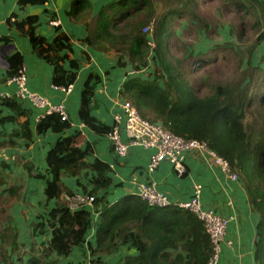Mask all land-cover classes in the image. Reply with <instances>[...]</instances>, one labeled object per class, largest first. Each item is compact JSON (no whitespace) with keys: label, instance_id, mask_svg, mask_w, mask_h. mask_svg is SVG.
<instances>
[{"label":"trees","instance_id":"trees-1","mask_svg":"<svg viewBox=\"0 0 264 264\" xmlns=\"http://www.w3.org/2000/svg\"><path fill=\"white\" fill-rule=\"evenodd\" d=\"M47 1L19 0L18 5L20 8L43 6ZM224 2L239 21L237 27L231 29L237 40L244 45L249 43L251 35L256 37L252 47L246 51L248 58L245 64L259 73L260 82L250 95L218 77L220 59L238 57L237 70L242 63L238 49L231 44L210 46L197 54L188 50L181 59L175 55L174 50L181 42L175 29L177 25L184 26V32L189 36L196 33L198 39L202 35L208 36L209 23L202 17L200 0H110L96 16L90 0H72L67 16L75 24L84 25L87 36L81 42L96 51H114L120 69L132 67L137 75L128 78L122 94L144 118L152 117L151 122L162 124L175 135L206 142L239 174L249 203L259 215L256 263L264 264V66L253 65L255 52L264 42V0ZM16 18L12 15L6 22L7 26L20 36L29 37L34 54L54 67V84L73 85L77 72L66 71L63 63L68 60L73 70L78 69V63L71 61L68 55H61L62 52H73L71 39L67 35H59L49 43L36 33L37 16H28L22 21ZM147 27L151 28L149 34L144 33ZM1 42H7V39L0 38ZM9 60L8 77L11 79L23 67L24 57L16 53ZM150 60L156 63L153 72L150 71L152 74L139 76L145 68L149 69L147 64ZM94 78L90 75L84 85L79 118L93 132L107 135L111 129L100 125L91 116L95 108ZM1 101V106L10 108L18 116H28L16 99L4 98ZM248 116H251L250 124L245 123ZM69 126L70 121L63 122L60 116L53 114L38 124L37 131L39 134L48 130L57 133ZM22 130L24 137L30 139L29 123L23 124ZM13 145V141L3 142L0 148ZM90 152V148L82 150L76 145V136L62 138L55 144L47 155L48 171L52 177L45 190L48 201L60 199L67 192L61 180L65 174L76 177L87 169L98 174L92 181L94 188L89 195L96 197L100 190L108 188L110 179L106 173L109 166L98 160L94 164L87 163L85 160ZM9 168L6 163L0 165V216L7 221L6 226L0 224V264H14L12 255L20 250L17 233L10 226L8 207L21 198L22 188L8 185L1 170ZM37 178L46 177L39 175ZM94 204L96 211L101 212L96 246L89 245L92 256L99 257L96 264H100L101 255H113L118 242L126 243L130 238L140 254L125 259L123 264H208L212 256L210 238L203 224L191 212L174 205L151 207L137 196L111 206L107 198L101 196L96 197ZM40 218L35 231L43 233L45 227H49L52 238L43 255L32 257L27 264H46L44 260L52 254L59 258L70 256L75 247L84 246L94 226L91 211L81 209L72 212L66 205L57 206ZM133 223L138 233L130 235L129 225ZM178 247L185 256L172 258L167 250Z\"/></svg>","mask_w":264,"mask_h":264},{"label":"crops","instance_id":"crops-1","mask_svg":"<svg viewBox=\"0 0 264 264\" xmlns=\"http://www.w3.org/2000/svg\"><path fill=\"white\" fill-rule=\"evenodd\" d=\"M72 0H48L43 6H26L20 8L19 0H0V38L7 42L0 43V143L13 141L15 145L0 148V165L10 166L1 170L8 185L22 188L21 198L13 201L7 208L11 216L10 226L17 233L20 250L12 255L14 264H27L32 257H41L52 238V230L45 227L44 232L35 231L40 217L47 215L57 206L66 205L67 197L74 194L89 195L94 188L92 183L98 177L92 170L82 171L80 176L65 174L62 182L67 192L60 199L48 201L45 195L47 181L51 180L48 171L47 155L62 138L75 137L76 145L82 149H91L86 162L94 164L97 160L109 166L106 176L110 185L100 190L96 197L105 196L108 204L114 205L128 197H136L138 185L147 181L145 168L149 162L151 151L142 147L130 149L129 154L120 158L113 151L107 135H99L87 127L79 118L82 92L90 75H94V105L91 113L100 125L110 129L115 125V116L123 114L122 104L127 101L123 96V87L128 78L136 75L131 66L118 68L117 54L114 51L105 53L96 51L81 42L87 36L83 24H75L67 16ZM94 5V16L110 0H90ZM16 15L18 21L28 16H37L39 21L37 35L53 43L59 35H67L72 42L73 52H62L71 61L78 63L73 70L67 60L63 63L66 71L77 72L73 89L64 91V86L54 84V67L44 59H39L33 52L29 37L20 36L15 29H10L6 22ZM3 47V48H2ZM20 53L24 57V65L28 76V87L32 92L46 97L53 105L64 103L69 114L70 126L60 132L48 130L39 134L38 117L45 110L35 108L31 102L18 99V87L9 83L8 73L10 58ZM13 98L28 112V116H18L10 108L1 106V99ZM29 123L31 138L26 139L22 125ZM120 126L121 137H127ZM187 173L178 177L170 164L163 163L153 174L158 190L164 193L173 203L190 200L195 186H201V202L205 209L213 210L221 217L229 218L230 223L225 238L220 264H257L256 243L259 215L249 203L241 181H232L217 168H211L200 155L191 154L186 161ZM44 175L45 179H38ZM13 178L14 184H10ZM19 182V183H18ZM4 189V188H3ZM91 196V195H90ZM84 209L93 214L94 226L89 231L86 243L75 247L70 256L59 258L52 254L44 261L46 264H96L98 256H92L89 245L96 246V232L100 223L101 212L96 211L95 204ZM0 224L6 226L7 221L0 216ZM130 235L138 233L135 223L129 225ZM230 243V244H229ZM10 251V249H9ZM172 258L185 256L180 248L168 249ZM139 249L132 238L126 243L118 242V249L111 256H102L100 264H123L125 259L139 256ZM94 262V263H93Z\"/></svg>","mask_w":264,"mask_h":264},{"label":"built area","instance_id":"built-area-1","mask_svg":"<svg viewBox=\"0 0 264 264\" xmlns=\"http://www.w3.org/2000/svg\"><path fill=\"white\" fill-rule=\"evenodd\" d=\"M149 30L150 27L145 28L144 33L149 34ZM9 83L17 85L18 99L29 101L35 108L45 110L38 117L39 123L46 116L53 114L60 116L63 122L70 121L64 103L53 105L48 98L29 89L26 67H22L18 74L9 80ZM63 89L66 92H70L73 89V85H69ZM122 109L123 114L115 116V125L107 134L115 155L124 158L129 154L130 149L134 147H142L152 152L145 168L147 181L138 185L136 196L151 207L165 208L174 205L181 210L193 213L203 224L206 234L211 241L212 256L208 264H220L231 219L221 217L215 211L207 210L203 207L201 202V186L194 187V193L190 200L173 203L164 193L158 190L157 183L152 177L163 163L170 164L178 177L185 176L187 173L186 161L191 154L200 155L211 168H219L232 181H239V174L233 171L227 160L221 158L211 150L206 142L183 138L175 135L162 124L149 121L141 115L140 111L130 101H125L122 104ZM122 124L123 127L121 128L126 134V141L121 137L120 126ZM95 200V196L74 194L67 197V204L68 208L72 212H75L84 209L86 206L93 205Z\"/></svg>","mask_w":264,"mask_h":264},{"label":"rangeland","instance_id":"rangeland-1","mask_svg":"<svg viewBox=\"0 0 264 264\" xmlns=\"http://www.w3.org/2000/svg\"><path fill=\"white\" fill-rule=\"evenodd\" d=\"M200 2L202 17L204 16V18L207 19L209 23L208 36L202 35L200 37L201 39H198L196 36L197 33L189 36L188 33L184 32V26L180 27L177 25L175 29L180 37L181 42L179 43V48L174 50L175 55L181 59L184 57L183 54L188 53V50L197 54L199 51L209 48L210 46L215 47L216 45H224L229 43L231 46H233V48L238 49L242 63L237 70L236 61H238V57H233V59L232 57L228 59L225 58L224 61H222L223 59H220V62L217 64L218 77L224 82L233 83L235 87L239 88L240 91H243L245 94L247 92L248 95H250V93H254L258 83L260 82V76L257 71L245 64V61L248 58L246 51L248 48L252 47L256 37L251 35L249 43L244 45L237 40L231 29L233 27L236 28L239 24V21L236 19V15L233 12H229L224 0H200ZM262 31H264V25ZM149 32L151 33V28ZM184 46L187 49L186 52L183 50ZM262 64L264 66V42L257 49L253 57L254 67H256L255 65ZM155 65L156 63L150 60L149 64H147L150 70L145 68V70L139 76L149 77L152 74L150 71L153 72ZM214 66L216 67V64H214ZM148 119L153 121L152 117ZM245 123H251V116H248V119L245 121ZM8 180L10 181L11 185L14 184L13 178L8 177Z\"/></svg>","mask_w":264,"mask_h":264},{"label":"water","instance_id":"water-1","mask_svg":"<svg viewBox=\"0 0 264 264\" xmlns=\"http://www.w3.org/2000/svg\"><path fill=\"white\" fill-rule=\"evenodd\" d=\"M3 48V47H2Z\"/></svg>","mask_w":264,"mask_h":264}]
</instances>
